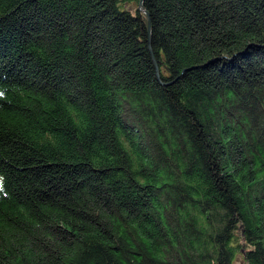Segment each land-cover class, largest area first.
<instances>
[{"label": "trees", "instance_id": "1", "mask_svg": "<svg viewBox=\"0 0 264 264\" xmlns=\"http://www.w3.org/2000/svg\"><path fill=\"white\" fill-rule=\"evenodd\" d=\"M237 255L264 264V0H0V264Z\"/></svg>", "mask_w": 264, "mask_h": 264}, {"label": "water", "instance_id": "2", "mask_svg": "<svg viewBox=\"0 0 264 264\" xmlns=\"http://www.w3.org/2000/svg\"><path fill=\"white\" fill-rule=\"evenodd\" d=\"M139 5H140V2H139ZM147 33L149 34V21H148V19H147ZM149 52L151 53L150 49H149ZM152 63H153V66H154L155 72H156V74L158 75V69H157V66H156V64H155V62H154L153 59H152Z\"/></svg>", "mask_w": 264, "mask_h": 264}, {"label": "rangeland", "instance_id": "3", "mask_svg": "<svg viewBox=\"0 0 264 264\" xmlns=\"http://www.w3.org/2000/svg\"><path fill=\"white\" fill-rule=\"evenodd\" d=\"M147 35H149V34L147 33ZM240 262H241V258H240L239 255H237L236 258H235V263L234 264H240Z\"/></svg>", "mask_w": 264, "mask_h": 264}]
</instances>
